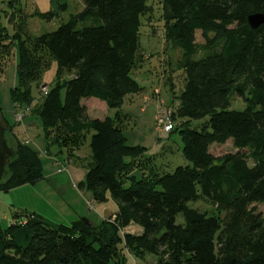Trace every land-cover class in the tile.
<instances>
[{
    "label": "trees",
    "instance_id": "16d2710c",
    "mask_svg": "<svg viewBox=\"0 0 264 264\" xmlns=\"http://www.w3.org/2000/svg\"><path fill=\"white\" fill-rule=\"evenodd\" d=\"M81 1L84 8L56 30L33 36L28 17L50 21L67 3L28 14L18 0H0V69L5 57H15L13 100L27 108L33 84L57 61V77L34 111L48 142L69 155L91 136L81 186L95 202L112 199L117 209L100 223L67 224L16 210L10 226L0 221V264H150L149 256L153 264H264L258 207L264 204V23L253 28L248 20L264 13V0H156L166 40L182 51L178 70L186 77L177 109L163 107L189 161L172 171L147 148L128 145L129 118L120 109L126 96L144 89L134 73L145 59L142 17L154 7L150 0ZM198 31L205 42H197ZM89 98L104 101L115 115L90 117L82 103ZM238 98L244 109L233 107ZM194 120L202 122L193 127ZM16 136L10 142L18 154L0 181L5 192L44 178L40 152ZM229 140L236 152H211ZM131 222L144 233H125Z\"/></svg>",
    "mask_w": 264,
    "mask_h": 264
},
{
    "label": "rangeland",
    "instance_id": "374dc122",
    "mask_svg": "<svg viewBox=\"0 0 264 264\" xmlns=\"http://www.w3.org/2000/svg\"><path fill=\"white\" fill-rule=\"evenodd\" d=\"M22 1L24 4V0ZM151 1H148V4H151L154 10L142 17L140 29V54L145 56V59L134 73L144 89L140 93L126 96L120 109L129 118L124 123L128 145L147 148L150 154L158 155L157 162L160 167L164 164L166 170L172 171L178 165L189 163L182 152L183 137L179 131L171 133L160 131L157 122L161 107L177 109L179 106V97L185 88L186 77L184 70H178L182 51L166 40L160 6L158 1ZM60 2L68 3L69 9L60 10L59 16L50 21L38 16L28 17L29 35L54 31L68 21L73 13L82 9L78 0ZM34 10L25 5L26 13ZM196 38L198 43L205 42L201 31L197 32ZM7 58L9 57L4 58L6 68L0 69V105L3 116L14 128L11 134L8 132V136L10 134V141L15 143L13 138L17 135L16 137L23 140L22 143L30 142V145L40 152L44 178L34 184L17 186L8 192L0 189V221L3 227L11 225L12 213L16 210L37 213L56 224H67L80 218L100 223L110 216L114 218L111 210L102 212L108 201L95 202L92 191L81 186V182L86 178V166L91 160V136L89 135L84 145L69 155L67 149L60 147V144L48 142L41 119L34 111V106L42 101L57 77V61L53 59L51 65L44 71L42 82L38 86L33 84L32 94L35 99L31 107L26 108L24 104L15 103L13 100L12 90L18 84L17 60L15 57ZM168 75L172 77L173 85L167 80ZM84 102L92 118L113 117L117 111L97 98L84 99ZM245 106L241 98L233 101L235 109H244ZM200 121L194 120L192 126H197ZM236 151L232 140L223 145L211 146V152L218 156ZM190 205L194 207L198 205L203 209L211 208L204 202H192ZM258 207L264 214V204H259ZM144 230L136 222H131L124 228L125 233L133 235H141ZM148 261L153 264L156 259L149 256Z\"/></svg>",
    "mask_w": 264,
    "mask_h": 264
},
{
    "label": "water",
    "instance_id": "95a60500",
    "mask_svg": "<svg viewBox=\"0 0 264 264\" xmlns=\"http://www.w3.org/2000/svg\"><path fill=\"white\" fill-rule=\"evenodd\" d=\"M248 20L253 28H257L264 23V13H252L248 16ZM9 131L10 125L0 110V181L9 175L8 165L18 154L16 147L9 140ZM84 220L88 221L87 218Z\"/></svg>",
    "mask_w": 264,
    "mask_h": 264
},
{
    "label": "crops",
    "instance_id": "0c3cea01",
    "mask_svg": "<svg viewBox=\"0 0 264 264\" xmlns=\"http://www.w3.org/2000/svg\"><path fill=\"white\" fill-rule=\"evenodd\" d=\"M57 1L58 0H24V4H23L22 0H18V3H19V6H21L24 10H25V5H26L27 8L30 7L32 10H34V8H35L34 11L47 12L49 10H57V8L59 6ZM78 1H79V5L83 9L84 8L83 2H81V0H78ZM68 9H69V4L67 3L66 10H68ZM34 11H30V12L33 13ZM31 13H29V14H31ZM91 102L96 103V101H94V100H91ZM82 103L83 104L85 103L84 100L82 101ZM111 201H113V200L109 199L107 204L104 205V207L102 208L103 213L107 212L108 210H111L112 213L115 212V210L117 209V204L115 202H111ZM74 220H77V219H74ZM74 220H72V221H74Z\"/></svg>",
    "mask_w": 264,
    "mask_h": 264
},
{
    "label": "built area",
    "instance_id": "2783aa9c",
    "mask_svg": "<svg viewBox=\"0 0 264 264\" xmlns=\"http://www.w3.org/2000/svg\"><path fill=\"white\" fill-rule=\"evenodd\" d=\"M164 113V114H163ZM160 131L169 132L173 128L171 119L169 118L168 112H165L163 107L159 110V117L157 122Z\"/></svg>",
    "mask_w": 264,
    "mask_h": 264
}]
</instances>
